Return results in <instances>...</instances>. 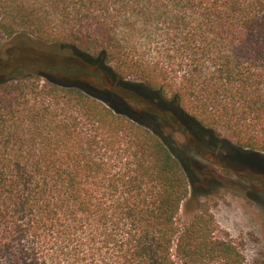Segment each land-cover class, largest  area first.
<instances>
[{
  "label": "trees",
  "instance_id": "obj_1",
  "mask_svg": "<svg viewBox=\"0 0 264 264\" xmlns=\"http://www.w3.org/2000/svg\"><path fill=\"white\" fill-rule=\"evenodd\" d=\"M0 34L36 45L0 64V264L245 263L180 222L183 152L264 161V0H0Z\"/></svg>",
  "mask_w": 264,
  "mask_h": 264
},
{
  "label": "rangeland",
  "instance_id": "obj_2",
  "mask_svg": "<svg viewBox=\"0 0 264 264\" xmlns=\"http://www.w3.org/2000/svg\"><path fill=\"white\" fill-rule=\"evenodd\" d=\"M34 48L33 42L17 45L0 34V64L10 50L34 53ZM52 59L49 56L44 60L51 63ZM167 132L175 146L183 147L185 137ZM223 146L222 153L216 152L211 142L196 151L183 152L190 160L186 171L189 195L181 205L179 220L186 223L203 206L208 207L221 234L240 246L244 264H264V161L243 164L232 157L228 144L224 142Z\"/></svg>",
  "mask_w": 264,
  "mask_h": 264
}]
</instances>
